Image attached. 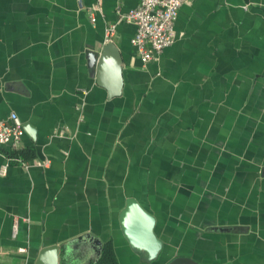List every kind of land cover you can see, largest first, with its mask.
I'll return each mask as SVG.
<instances>
[{
	"label": "crops",
	"instance_id": "obj_1",
	"mask_svg": "<svg viewBox=\"0 0 264 264\" xmlns=\"http://www.w3.org/2000/svg\"><path fill=\"white\" fill-rule=\"evenodd\" d=\"M140 1L0 0V118L31 129L0 173V264L108 242L118 264H264V0H188L146 64L119 20ZM114 23L115 96L87 59Z\"/></svg>",
	"mask_w": 264,
	"mask_h": 264
},
{
	"label": "built area",
	"instance_id": "obj_2",
	"mask_svg": "<svg viewBox=\"0 0 264 264\" xmlns=\"http://www.w3.org/2000/svg\"><path fill=\"white\" fill-rule=\"evenodd\" d=\"M188 0H141L136 8L122 14L119 20H124L134 24L136 31L131 39V44L135 47L143 64L157 59L165 49L175 42V22L179 10ZM246 8V7H245ZM95 12L100 11V7H94ZM95 12L91 13V21L94 22ZM116 23L111 24L106 29V41H112L115 34ZM25 134V129L20 118L11 113L8 118H0V146L9 148L5 155L7 163L2 167L0 173L7 172L11 162L18 163L24 168L29 164L19 155L20 144ZM18 153V155H12ZM48 162L43 164L47 166ZM15 230L17 225L15 224ZM24 249H21V251Z\"/></svg>",
	"mask_w": 264,
	"mask_h": 264
},
{
	"label": "water",
	"instance_id": "obj_3",
	"mask_svg": "<svg viewBox=\"0 0 264 264\" xmlns=\"http://www.w3.org/2000/svg\"><path fill=\"white\" fill-rule=\"evenodd\" d=\"M118 57H119V52L118 49L116 48V45L110 41L104 44V46L101 49V52H95V51H89L87 53V59H88V66L90 68H93L97 66V81L100 85L109 88L108 85H112V82L109 83L110 81L116 82L117 88L114 87L113 92H109L110 95H119L120 93V86L122 84V79H121V71L117 66L118 62ZM117 61V62H116ZM116 62L114 70L117 74V77L114 78H108L107 80L103 78L102 74L103 71L105 70L106 66H110L112 63ZM102 76V77H101ZM108 83V84H107ZM24 129L26 131H31L29 126H24ZM134 205L131 206V209H133ZM137 207V206H136ZM138 208V207H137ZM101 254V252H100ZM178 264H184L188 263V260L181 258L176 261ZM34 264H59V246L57 244H52V245H47L44 246L39 250L38 256L35 260Z\"/></svg>",
	"mask_w": 264,
	"mask_h": 264
},
{
	"label": "trees",
	"instance_id": "obj_4",
	"mask_svg": "<svg viewBox=\"0 0 264 264\" xmlns=\"http://www.w3.org/2000/svg\"><path fill=\"white\" fill-rule=\"evenodd\" d=\"M12 155H18V153H14ZM19 155L22 154L20 153ZM95 264H118L113 246L110 242L103 245L101 254Z\"/></svg>",
	"mask_w": 264,
	"mask_h": 264
}]
</instances>
